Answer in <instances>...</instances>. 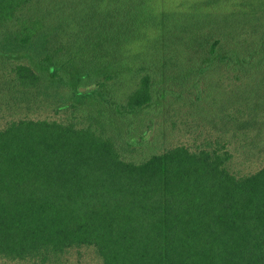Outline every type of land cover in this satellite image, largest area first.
Masks as SVG:
<instances>
[{"label": "trees", "instance_id": "obj_1", "mask_svg": "<svg viewBox=\"0 0 264 264\" xmlns=\"http://www.w3.org/2000/svg\"><path fill=\"white\" fill-rule=\"evenodd\" d=\"M152 1L0 0V113L64 115L0 129V261L264 264V164L239 175L229 151L264 135L243 116L264 110V0ZM211 70L235 83L202 88ZM164 113L202 140L163 149Z\"/></svg>", "mask_w": 264, "mask_h": 264}, {"label": "rangeland", "instance_id": "obj_2", "mask_svg": "<svg viewBox=\"0 0 264 264\" xmlns=\"http://www.w3.org/2000/svg\"><path fill=\"white\" fill-rule=\"evenodd\" d=\"M200 1L202 0H153L151 3L152 8L156 12H170L172 14H175L176 12H202V11H218L219 9H222L220 6L216 7H210L207 8L203 6ZM236 0H229L228 2L223 3L224 5H231V3L235 2ZM239 1V0H237ZM194 4H199L196 7H193ZM225 10L226 7H223ZM138 45V44H136ZM220 69V68H219ZM218 69V70H219ZM222 70V69H221ZM213 72L212 70L210 72H207V74H203L199 76V84L203 88L209 84L211 81H221L224 85L228 86L233 83H235L234 78H232V75L228 73V71H222L221 72ZM228 73V74H227ZM198 78V77H197ZM213 87L217 84L216 82L211 83ZM216 107V105H215ZM8 109L5 105L0 106V109ZM209 108H214L213 103L211 102L209 104ZM180 109L176 108L174 109V116L172 117L177 118V115L179 113ZM195 113V116L201 115V118L204 119L207 117L208 113L212 117L213 112H211L209 109L205 106H203V109H194L189 110L187 113ZM166 113V112H165ZM162 114L160 117H155V122L159 120V122L156 125V128L159 129L160 133L163 132L164 139L162 142L165 144L161 145V147L164 149L166 147H170L171 145L179 144V143H188L192 146L194 144H198L202 139H196L197 141H194V133H187V128L189 118L185 117L183 120L181 116L178 117V124L172 128L171 121L166 117V115ZM183 115L186 113L182 110ZM4 112L0 113V129L5 127L8 120L12 119H18L22 117H28V118H39V119H48V120H61L63 119L64 115L60 113H55L51 109L44 110L40 113L36 114H29L25 115L22 112L14 113L11 117H8L3 115ZM244 117H251L254 118L256 121L264 120V110L262 109H249L244 112ZM5 117V118H4ZM161 122V123H160ZM172 130V131H171ZM200 131H203L202 128H199ZM198 130V131H199ZM255 131H252L248 138L251 139H257L254 135ZM190 134V135H188ZM238 139V138H237ZM237 139L231 141V144L229 146V151L233 153V158L231 159V170L236 172L239 175L246 174V173H252L256 171L258 168H260L264 164V135L263 137L257 139L256 142H258L257 146H247L243 147L237 143ZM160 140V139H158ZM132 159L138 160L137 157L133 156ZM70 262L73 264H99L96 256L93 254V252L87 248H81L79 251H73L70 255ZM0 264H6L3 261H0Z\"/></svg>", "mask_w": 264, "mask_h": 264}]
</instances>
